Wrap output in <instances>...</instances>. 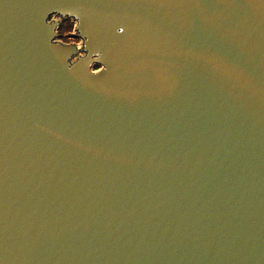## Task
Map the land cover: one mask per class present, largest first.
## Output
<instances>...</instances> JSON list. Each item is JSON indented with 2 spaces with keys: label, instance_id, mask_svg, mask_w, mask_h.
Returning a JSON list of instances; mask_svg holds the SVG:
<instances>
[{
  "label": "water",
  "instance_id": "95a60500",
  "mask_svg": "<svg viewBox=\"0 0 264 264\" xmlns=\"http://www.w3.org/2000/svg\"><path fill=\"white\" fill-rule=\"evenodd\" d=\"M0 264H264V0H0Z\"/></svg>",
  "mask_w": 264,
  "mask_h": 264
},
{
  "label": "rangeland",
  "instance_id": "374dc122",
  "mask_svg": "<svg viewBox=\"0 0 264 264\" xmlns=\"http://www.w3.org/2000/svg\"><path fill=\"white\" fill-rule=\"evenodd\" d=\"M49 19H56V20H60L59 17L57 16H50ZM73 26H74V22L70 19H63L62 22H60L59 28H58V36L56 37L57 40L63 42V43H75L76 46H79V39L77 38H72L70 36H68V34L70 32H72L73 30ZM80 53V52H79ZM95 67V66H94ZM97 68V67H95Z\"/></svg>",
  "mask_w": 264,
  "mask_h": 264
}]
</instances>
